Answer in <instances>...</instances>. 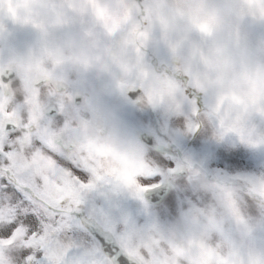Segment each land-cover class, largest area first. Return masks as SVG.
I'll list each match as a JSON object with an SVG mask.
<instances>
[{"label":"rangeland","instance_id":"1","mask_svg":"<svg viewBox=\"0 0 264 264\" xmlns=\"http://www.w3.org/2000/svg\"><path fill=\"white\" fill-rule=\"evenodd\" d=\"M2 1L3 5L0 11L3 10V13H0V17L10 23H14V25L23 32L25 29L26 11H29L28 8L34 3L33 0H0V4ZM81 1L85 2L86 8H83L79 1L55 0L52 2L51 8L56 12L54 18L41 12V15L36 16L38 19L36 24L28 28L27 31L25 30V35L28 34L29 38L26 35L24 40L18 37L17 31L1 25V30L6 31V33L11 36L3 37V40L0 41L2 60L8 62L11 60L16 61L17 65L21 66L23 65V60L28 63L29 61L37 63V53L38 55L40 54L41 61L44 59L49 60L53 55L58 64L69 65L68 72L72 74V78L85 80L88 78L86 73L88 62H84L88 61L89 54H92L94 55V63L101 64L108 59H116L117 62L120 61L118 67L125 68V76L129 80H132L136 75V67L135 64L134 68H131L132 65L128 66L131 64L130 61L133 60V57L132 54L122 50V35L128 33L130 38L129 44L131 48L134 49L133 47L136 48L139 41L137 37L132 34L133 26L138 27V30L145 29L139 36L140 42H142L146 30L150 35L158 36L161 34L153 29L156 28L158 31H162L161 25L164 24L169 30V39L173 41L181 38L186 44L190 45V41H192L190 37L192 36L196 39V43L193 44V50L201 60V65L203 66L201 71L203 73L214 72L213 70L223 72L221 75L215 73L213 77L210 75L209 79L219 90V97L223 101L233 106H240L242 108L247 107V110L257 108V105L254 103L257 102L259 98L260 87L257 85L256 75L250 71L256 67L257 60L254 63L249 59H253L251 54L264 55V33L261 31L260 26L255 23H248L239 16L245 13V15L249 14V17L256 16L257 19L264 21V19H262L264 18V13L260 15L252 8L247 9L245 6L242 7L240 5L233 11L235 17L238 18H233L230 16L231 14L226 11L225 0H143L144 3H141V7H138L136 3L130 7L131 0H120L122 2L113 1L112 4L105 2L106 0ZM38 3L40 7L45 6V3H40L39 1ZM66 4L73 8V10L75 9L71 14V19L73 21L63 25L66 29L70 30L71 40L66 42L44 41L45 38L52 39L54 35L50 32L49 22L53 24L57 22L54 32L58 33L60 36H66V32L58 23L66 18V13L64 12V6ZM155 21L159 24L158 27L155 26ZM27 26H30V24H27ZM125 26H127L128 29L125 28ZM41 44L42 50L47 49V51L40 53ZM130 45L124 44L123 42V46H125L126 49L130 48ZM178 49L182 51L176 53V56L187 54L183 51V48ZM5 50H9V58ZM122 54H124L125 57H123ZM113 68L114 65L111 64L110 70H114ZM145 68L147 69V67ZM46 89L49 90V88ZM94 140L95 137H91L87 146ZM106 142L108 143L110 141ZM87 156V160L94 162L92 161L93 154H90V156L87 154ZM228 156V166L235 171L256 175L264 173V170L259 167V165H261L260 161H263V158L258 157L251 150L243 151L234 148V150L230 151ZM132 160H134L133 156H131L128 149L122 147L119 152H109V156L107 152L106 157H104L105 164L103 165L101 163L102 165H94V167L96 170L104 173H106V169L109 168V173L106 174L114 175L112 169L115 168L114 164L117 161L127 162ZM129 168L133 172L134 165H129ZM132 172L130 173L135 175L133 181L137 180L136 182H139V178L142 176ZM153 173L154 172L151 171L149 175ZM201 177L205 178L206 176L202 175ZM194 179L192 174L191 176L189 175L188 180ZM248 181L250 184H254L264 190V177H259L255 180L248 179ZM181 184L187 185L188 182H177V189L173 191L172 195L165 203V206L162 208L167 211L170 210V215L173 213L175 214V218L171 216V221L174 219L176 221H181L182 224H186L184 225L185 231L193 233V229L188 228L190 227V224L187 222L189 218H184V216L181 215L184 210L188 213L190 206H193V197L185 200L187 204L186 209L184 203L182 207H179L177 204L180 199L178 197L180 196L176 195L180 191ZM137 185L139 187L138 190H140V184L138 183ZM202 187H205V183ZM190 190L193 192H202L199 188L194 186L190 187ZM104 193L107 194V196L111 195L112 199H115V201H104V199H108L107 197L101 201L99 199H93V194L97 195V198H101L105 196ZM203 194L207 198H212L207 192H203ZM89 195L92 198H90V201L84 200V205L87 209L96 207L98 212L103 216H112L120 212L127 213L129 211H126V209H131V201L135 200L130 190L108 186L98 188L96 191L87 194L88 197ZM175 198L178 199L175 201ZM206 203L215 206V200H210V202L207 201ZM121 204L124 207H122ZM170 204H174V207L170 208ZM209 210H211L210 206L204 209V211ZM240 210L237 205L234 204V206L228 207L227 212L233 215L236 212L241 213ZM199 212L200 207L198 208V213ZM163 213L164 211L162 210L160 214L162 215ZM106 218L110 220L114 217ZM155 218V215L147 216L145 218L146 223L148 225L152 223L150 226L154 229H160L167 224V218L162 225H157ZM247 218L250 220L249 217ZM235 220L237 219L235 218ZM121 227L123 228V224H121ZM189 233L185 232L184 237L179 239L184 246L188 245L186 238L191 239L192 237V234L189 235ZM70 236L78 243L87 244L85 235L79 233L77 229H75ZM137 237L141 238L142 235L138 234ZM176 238L177 236L174 235L171 238V243H175ZM259 244H256L255 247L251 246V250L253 253L255 252L256 255H262L264 257V251H261L264 250V239L259 241ZM257 245L261 250L257 249ZM187 251L190 253L193 252L191 249ZM185 257H187V255H185Z\"/></svg>","mask_w":264,"mask_h":264},{"label":"snow or ice","instance_id":"2","mask_svg":"<svg viewBox=\"0 0 264 264\" xmlns=\"http://www.w3.org/2000/svg\"><path fill=\"white\" fill-rule=\"evenodd\" d=\"M14 78L11 73L0 75V86ZM189 100L197 109L205 106L195 94L189 95ZM198 132L193 123L190 134ZM239 142L246 146L243 139ZM146 158L157 170L139 178L138 190L117 175L96 170L78 153L58 104L34 116H17L0 107V264H139L129 244L138 227L128 220L121 228L103 215L97 217L107 236L105 240L98 235L99 242L78 243L70 234L80 227L77 217L86 195L101 187L126 188L147 210L145 194L167 184V177L181 163L172 167L169 161L157 154L150 157L148 152ZM184 164L193 166L190 161ZM215 173L237 180L264 177V173Z\"/></svg>","mask_w":264,"mask_h":264},{"label":"flooded vegetation","instance_id":"3","mask_svg":"<svg viewBox=\"0 0 264 264\" xmlns=\"http://www.w3.org/2000/svg\"><path fill=\"white\" fill-rule=\"evenodd\" d=\"M242 3L247 9L252 8L260 15L264 13V0H243ZM178 52L180 53L177 45L171 43L169 39L165 40L162 37L161 40H156L147 34L141 47L128 52L133 57L128 66L132 65L131 68H134L135 64L136 67V75L132 80L125 76V68L118 67L120 62L118 61L114 71L106 69L104 75L106 84L100 86L98 93L94 92L90 96L88 92L83 91L86 82L80 80L74 87L69 86L64 90L65 92L48 93L35 113L42 112L49 105L58 104L76 143L78 153L86 159L87 154L89 156L93 154V165H104L107 152L109 156V152H119L122 147L127 148L134 161H117L112 172L132 186H135L131 183L133 176L130 172L132 171L126 165H139L137 171L143 169V165L152 163L148 159L145 162L144 157L147 152L151 156L154 153L172 155L178 159L177 163H181L179 165L181 167V165H187L184 162L186 161L185 153L188 150L202 149L209 153L211 149L230 146L235 137L248 136L254 139L256 133L264 137V119L260 118H252L250 123L249 119L246 122H240L239 130L235 134L231 109L226 104L220 103L214 91L211 92L206 88L202 82L201 72L192 66L187 55L176 56ZM6 74L9 72L1 73V75ZM18 78L16 73L13 80L0 86V91L5 96L0 102V107L10 109L14 115L25 116L24 100L14 102L17 88L13 87L12 83ZM49 87L52 88V85L44 83L34 89L40 91ZM130 87L139 88L141 92L135 100L127 95V88ZM74 89L82 91L78 98L74 97ZM45 92L43 91V94ZM191 94L199 96L205 104L211 100L213 113L204 114L202 119V111L206 110V106L197 109L189 100ZM193 123L198 125L199 132L190 134ZM222 129H226L223 134ZM143 130H149L153 134L151 147L144 145L138 138V134ZM91 137H95V140L91 143L92 145L87 146ZM224 139L226 140L223 143H218ZM105 172L109 173V168ZM106 197L108 199H104ZM93 199L115 201L111 195L107 196V194L101 198L94 195ZM121 206L124 207L122 204ZM131 207H134L135 211L142 210L141 204L136 201L131 202ZM81 216L96 220L101 214L96 207L87 209L82 205L77 219ZM125 216L127 213L120 212L104 217H114L110 221L118 223L119 218Z\"/></svg>","mask_w":264,"mask_h":264},{"label":"water","instance_id":"4","mask_svg":"<svg viewBox=\"0 0 264 264\" xmlns=\"http://www.w3.org/2000/svg\"><path fill=\"white\" fill-rule=\"evenodd\" d=\"M85 226L89 229V231L93 234L94 237L97 238V236H103L105 240H107V236L98 226H95V224L87 223L85 222Z\"/></svg>","mask_w":264,"mask_h":264}]
</instances>
